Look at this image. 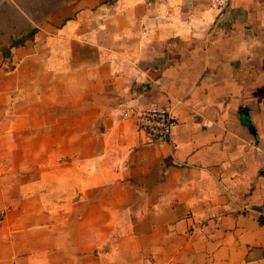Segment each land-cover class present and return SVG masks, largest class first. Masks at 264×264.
<instances>
[{"label": "crops", "instance_id": "0c3cea01", "mask_svg": "<svg viewBox=\"0 0 264 264\" xmlns=\"http://www.w3.org/2000/svg\"><path fill=\"white\" fill-rule=\"evenodd\" d=\"M33 29L0 51V171L64 156L66 202L111 188L117 248L135 264H264V0H74ZM151 108L176 120L167 143L137 129L132 110ZM27 130L47 144H14ZM24 182L0 178L4 222L9 192L44 179ZM4 222L0 252L19 234Z\"/></svg>", "mask_w": 264, "mask_h": 264}, {"label": "rangeland", "instance_id": "374dc122", "mask_svg": "<svg viewBox=\"0 0 264 264\" xmlns=\"http://www.w3.org/2000/svg\"><path fill=\"white\" fill-rule=\"evenodd\" d=\"M73 1L0 0V51L6 52L12 44L26 40L34 30L33 24L42 23L50 9L56 8L59 11L64 4L72 3ZM12 3L24 12V20L10 5ZM71 10L62 12L58 20H63ZM9 36L14 38L19 36V41H1L3 37L6 39ZM76 87L78 88V86ZM27 94L28 97H31L32 92L28 91ZM63 95V89L58 88V99L63 101ZM74 98H79V94L74 93ZM18 109L20 115H25V113L32 110V107H25L24 110L23 107ZM37 109V107L33 108V110ZM47 109L48 107L41 106L40 114L42 116L47 114ZM72 109L75 117V114H79L82 108L74 105ZM63 113L64 107L58 108V114L63 115ZM23 125L28 126L30 122H23ZM34 132V130L22 132L23 136L18 140L14 139L13 143H18L25 147L29 154L32 148L47 144L46 138L33 139L35 136L31 137V135ZM2 160L0 158V163ZM26 160H29L27 163L30 164L28 169L20 172L13 170L0 171V178L19 185L25 181L24 184L26 185L42 177L44 183L40 187L26 185L25 187L23 186L22 190L17 188L9 192L8 195L12 198L9 202L12 213L8 221L6 220L5 222L3 217L0 216V226L3 225V222L4 225L14 226L13 228L19 230V234L15 238L9 239L13 244L10 245V248L7 247L0 252V257L9 256L10 259L19 264H135L133 261H137L134 260L137 258L132 260L129 257L130 252L127 246L125 247L124 245L121 250L117 248L122 242L119 240V233L113 232L118 220H116V217L113 218L110 213L116 203L114 204L107 200V196L111 195L108 193H112L111 188H105L106 190L104 189V191L99 193L90 191L88 197H91V199L88 203H80L79 196L74 197L72 201L66 202L65 190H69L70 187H64L63 182L65 177L64 156H58L57 164L52 171L48 169L49 167L39 169L36 165H33L31 163L33 161L30 160L28 154L26 155ZM41 165L48 166V163L42 162ZM56 179L62 181L55 183L54 180ZM33 192L38 196L28 198ZM75 193L78 192L76 191ZM22 194H24V197H22ZM78 194L80 195V193ZM101 194H105L106 197L104 207L101 203L97 204L93 199V197ZM0 205L8 206V203L3 201ZM102 210L105 212L102 213ZM52 212L57 213V215H51L54 217L46 216V214ZM121 226L118 229L127 233V220H122ZM127 242L125 241L124 243Z\"/></svg>", "mask_w": 264, "mask_h": 264}, {"label": "built area", "instance_id": "2783aa9c", "mask_svg": "<svg viewBox=\"0 0 264 264\" xmlns=\"http://www.w3.org/2000/svg\"><path fill=\"white\" fill-rule=\"evenodd\" d=\"M131 115L149 144H163L170 140L176 120L165 109L132 110Z\"/></svg>", "mask_w": 264, "mask_h": 264}, {"label": "trees", "instance_id": "16d2710c", "mask_svg": "<svg viewBox=\"0 0 264 264\" xmlns=\"http://www.w3.org/2000/svg\"><path fill=\"white\" fill-rule=\"evenodd\" d=\"M35 33H36V30H33L32 33H31V35H30L26 40L31 39L32 36H33ZM26 40H22V41L16 42V43L12 44L11 47H20V46H23Z\"/></svg>", "mask_w": 264, "mask_h": 264}]
</instances>
